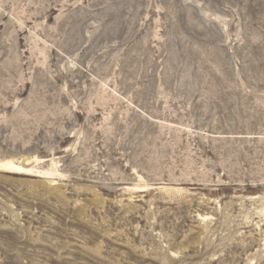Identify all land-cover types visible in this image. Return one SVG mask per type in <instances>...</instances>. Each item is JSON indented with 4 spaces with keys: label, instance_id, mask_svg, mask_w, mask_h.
<instances>
[{
    "label": "rangeland",
    "instance_id": "374dc122",
    "mask_svg": "<svg viewBox=\"0 0 264 264\" xmlns=\"http://www.w3.org/2000/svg\"><path fill=\"white\" fill-rule=\"evenodd\" d=\"M0 264H264V0H0Z\"/></svg>",
    "mask_w": 264,
    "mask_h": 264
},
{
    "label": "bare ground",
    "instance_id": "6f19581e",
    "mask_svg": "<svg viewBox=\"0 0 264 264\" xmlns=\"http://www.w3.org/2000/svg\"><path fill=\"white\" fill-rule=\"evenodd\" d=\"M5 165H11V164L10 162H7ZM12 168H14L13 171L18 172V173H28L29 172L28 168L19 166V165H14L12 166Z\"/></svg>",
    "mask_w": 264,
    "mask_h": 264
}]
</instances>
